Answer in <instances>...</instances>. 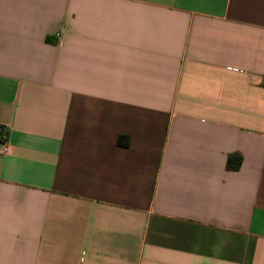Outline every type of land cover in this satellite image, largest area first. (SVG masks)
I'll list each match as a JSON object with an SVG mask.
<instances>
[{
    "label": "crops",
    "instance_id": "crops-1",
    "mask_svg": "<svg viewBox=\"0 0 264 264\" xmlns=\"http://www.w3.org/2000/svg\"><path fill=\"white\" fill-rule=\"evenodd\" d=\"M264 0H0V264H264Z\"/></svg>",
    "mask_w": 264,
    "mask_h": 264
},
{
    "label": "trees",
    "instance_id": "trees-1",
    "mask_svg": "<svg viewBox=\"0 0 264 264\" xmlns=\"http://www.w3.org/2000/svg\"><path fill=\"white\" fill-rule=\"evenodd\" d=\"M263 83H264V82H263ZM0 128H1V127H0ZM1 130H2V129H0V132H2Z\"/></svg>",
    "mask_w": 264,
    "mask_h": 264
},
{
    "label": "built area",
    "instance_id": "built-area-1",
    "mask_svg": "<svg viewBox=\"0 0 264 264\" xmlns=\"http://www.w3.org/2000/svg\"><path fill=\"white\" fill-rule=\"evenodd\" d=\"M1 129V128H0Z\"/></svg>",
    "mask_w": 264,
    "mask_h": 264
}]
</instances>
